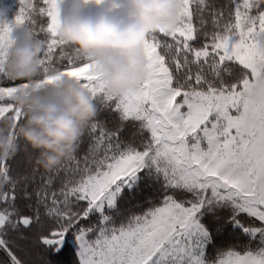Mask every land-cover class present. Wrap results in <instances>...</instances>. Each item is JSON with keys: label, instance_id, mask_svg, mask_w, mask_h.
<instances>
[{"label": "snow or ice", "instance_id": "obj_1", "mask_svg": "<svg viewBox=\"0 0 264 264\" xmlns=\"http://www.w3.org/2000/svg\"><path fill=\"white\" fill-rule=\"evenodd\" d=\"M63 0L0 16V264H264V0H179L140 42L134 88L107 93L94 58L58 35ZM97 3L100 0H96ZM22 34L30 79L7 75ZM130 63L133 59L130 58ZM71 79L95 105L76 147L33 163L14 94Z\"/></svg>", "mask_w": 264, "mask_h": 264}, {"label": "clouds", "instance_id": "obj_2", "mask_svg": "<svg viewBox=\"0 0 264 264\" xmlns=\"http://www.w3.org/2000/svg\"><path fill=\"white\" fill-rule=\"evenodd\" d=\"M178 4L179 0H63L58 35L94 58L107 93L120 92L134 88L140 79L144 34L157 25H172ZM257 43L264 51V35L257 37ZM39 51L38 40L19 34L9 50L7 75L15 80L30 79L37 70ZM25 91L20 89L13 96L18 106L31 105L24 124L16 131L36 149L33 163L48 169L73 152L95 105L68 78L37 92ZM248 98H264V77L257 79ZM14 150L15 146L0 135V157Z\"/></svg>", "mask_w": 264, "mask_h": 264}, {"label": "rangeland", "instance_id": "obj_3", "mask_svg": "<svg viewBox=\"0 0 264 264\" xmlns=\"http://www.w3.org/2000/svg\"><path fill=\"white\" fill-rule=\"evenodd\" d=\"M18 3V0H0V16L11 19ZM10 12V13H9Z\"/></svg>", "mask_w": 264, "mask_h": 264}, {"label": "trees", "instance_id": "obj_4", "mask_svg": "<svg viewBox=\"0 0 264 264\" xmlns=\"http://www.w3.org/2000/svg\"><path fill=\"white\" fill-rule=\"evenodd\" d=\"M16 7H14V9H15V11H16V9H17V6H18V3L15 5ZM10 13V12H9Z\"/></svg>", "mask_w": 264, "mask_h": 264}]
</instances>
